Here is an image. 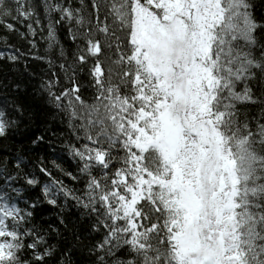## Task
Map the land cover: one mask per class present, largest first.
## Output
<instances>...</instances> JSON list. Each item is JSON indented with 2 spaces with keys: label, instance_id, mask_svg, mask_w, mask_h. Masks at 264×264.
Returning a JSON list of instances; mask_svg holds the SVG:
<instances>
[{
  "label": "snow or ice",
  "instance_id": "obj_1",
  "mask_svg": "<svg viewBox=\"0 0 264 264\" xmlns=\"http://www.w3.org/2000/svg\"><path fill=\"white\" fill-rule=\"evenodd\" d=\"M0 264H264V0H0Z\"/></svg>",
  "mask_w": 264,
  "mask_h": 264
}]
</instances>
